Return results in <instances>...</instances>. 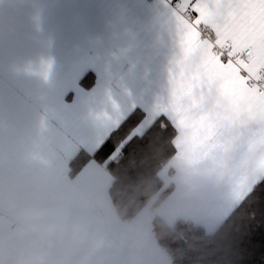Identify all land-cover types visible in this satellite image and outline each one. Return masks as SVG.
I'll return each mask as SVG.
<instances>
[{"label":"crops","instance_id":"0c3cea01","mask_svg":"<svg viewBox=\"0 0 264 264\" xmlns=\"http://www.w3.org/2000/svg\"><path fill=\"white\" fill-rule=\"evenodd\" d=\"M177 51L163 0H0V73L36 118L51 89L23 71L29 63L51 59L53 84L63 72L70 82L89 62L95 65L99 80L90 73L86 81L96 86L95 96L76 109L87 118L85 104L106 102L109 94L139 108L164 93ZM213 103L215 112L223 111L225 101ZM101 142L73 138L34 149L0 173V264H172L155 237L156 216L213 233L264 178L256 158L241 155L223 133L207 143H186L176 133V152L160 171L172 192L125 222L111 199L113 176L105 165L91 159L71 175L79 152L93 155Z\"/></svg>","mask_w":264,"mask_h":264},{"label":"snow or ice","instance_id":"6c2138e0","mask_svg":"<svg viewBox=\"0 0 264 264\" xmlns=\"http://www.w3.org/2000/svg\"><path fill=\"white\" fill-rule=\"evenodd\" d=\"M163 6L178 51L166 91L143 107L117 103L109 94L106 102L88 101L87 118H81L76 109L96 92L86 81L90 73L99 80L100 70L89 62L70 82L63 72L53 84V61L41 59L23 68L51 89L36 118L27 98L0 73V173L15 167L26 152L73 138H102L97 153L107 158L116 151L117 135L128 140L127 151L158 128L186 143H207L223 133L225 141H234L241 155L256 158L264 170V0H163ZM3 63L0 52V67ZM213 98L225 101L223 111H214ZM257 191L264 214V178L252 184L249 195Z\"/></svg>","mask_w":264,"mask_h":264},{"label":"trees","instance_id":"16d2710c","mask_svg":"<svg viewBox=\"0 0 264 264\" xmlns=\"http://www.w3.org/2000/svg\"><path fill=\"white\" fill-rule=\"evenodd\" d=\"M122 136L113 139L117 147L111 156L81 150L70 167L75 175L91 159L105 165L113 176V204L119 217L129 222L149 203L154 201L152 207L157 208L172 192L173 186L164 189L160 171L176 152V133L158 128L127 151L123 149L128 140ZM153 223L158 245L172 264H264V214L258 191L248 195L213 233L185 219L169 224L156 216Z\"/></svg>","mask_w":264,"mask_h":264}]
</instances>
